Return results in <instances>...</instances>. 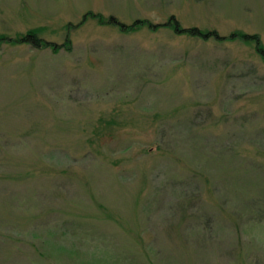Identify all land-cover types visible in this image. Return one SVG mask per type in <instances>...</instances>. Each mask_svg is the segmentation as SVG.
Segmentation results:
<instances>
[{
	"label": "rangeland",
	"instance_id": "rangeland-1",
	"mask_svg": "<svg viewBox=\"0 0 264 264\" xmlns=\"http://www.w3.org/2000/svg\"><path fill=\"white\" fill-rule=\"evenodd\" d=\"M88 12L142 24L122 33L82 22ZM171 18L264 46V0H0V36L35 29L60 44L78 26L70 52L0 47V264H129L121 255L149 236L157 264H245L238 245L264 264V218L250 227L230 210L249 212L264 191L244 189L263 180L247 164L264 168V63L239 41L176 34ZM27 191L42 204L26 215ZM183 198L205 210L198 234L174 226ZM187 233L195 249L176 242Z\"/></svg>",
	"mask_w": 264,
	"mask_h": 264
},
{
	"label": "trees",
	"instance_id": "trees-1",
	"mask_svg": "<svg viewBox=\"0 0 264 264\" xmlns=\"http://www.w3.org/2000/svg\"><path fill=\"white\" fill-rule=\"evenodd\" d=\"M93 19L96 20L98 24L100 25H110V26H114L117 27L119 29L120 32L122 33H126L130 30H134L136 27L138 28V25H141L142 22L140 21H136L134 23H132L130 26H126L125 24L119 23V21L115 18V17H108V18H104L102 15L100 14H94L92 12H88L84 15V17L82 18V22H84L87 19ZM145 25V22H143ZM167 23H172L173 25V30L175 31L176 34H183L186 35L188 37L191 38H195V39H203V40H213L215 42H224V41H230V42H235V41H239L241 43H243L244 45H248L250 47L253 48L254 53L260 58V60L264 63V46H262L260 39L258 37V35L256 34H247V33H242V32H233L231 34H229L227 37H222L220 36L216 31H202V30H198L196 28H191V29H182L181 26H179L177 24V21L174 20L173 18H171ZM77 25H72L69 24L68 26H66V34L65 37L62 41V43H56V42H51L47 39H44L41 34H40V30H30L28 32H26L25 34H21V35H17L15 37H7V36H0V47L2 45H9L11 47H16V46H20V45H27L30 46L32 49L36 50L37 52H43L46 50H49L51 52H53V54H58L61 51H65V52H70L72 49V44H71V40L69 38V32L71 30V28H77ZM149 27L153 28V26H151V24H148ZM136 28V29H137ZM263 152V151H261ZM258 155L260 154L259 152L257 153ZM254 162H252V164H247V166L249 168H251V170H261L262 172H259L263 174V180L260 182V180H254L252 181L251 184L246 183V186L244 187V189L247 191L249 186L251 185V187H256L257 185L263 184L264 181V168L259 167L258 165L255 167L253 165ZM253 165V167H252ZM197 167V170H195V173L198 174L199 178H203L201 175H206L208 181L206 180V183H210L212 186L213 184L211 182H218L219 184H221V186L223 185V183H221L219 181V178L216 179V174L209 172L210 170H208L207 168L204 167L203 170V165H195ZM199 169V170H198ZM190 172V171H189ZM4 175L0 176V193H3V189H4V185L6 183L5 181V177H3ZM197 176V175H196ZM211 180V181H210ZM217 188V187H216ZM218 190V188H217ZM28 192V191H27ZM24 193V198L20 196V199L22 201H18V205L24 206V210L26 215L30 214L32 211H34L38 205H41L42 202L39 201L38 199L41 197L36 196V194L32 193L31 195H28L31 192L28 193ZM256 195L258 196V201H254V203H256V208L251 209L249 212L247 211L246 213L243 214H239V212H237L236 210L232 211V207H231V216L234 218V221H239V220H248L246 223V226L250 223V227H258L261 226L263 224V218H264V191L261 194L256 193ZM227 196V195H226ZM31 197L30 201H23L24 199H27ZM35 198V200H34ZM43 199V198H42ZM200 199H198L196 201V204L198 203ZM17 201V200H16ZM39 201V202H38ZM195 202V199H192L189 201V199H187L185 201V198H183L182 200V204L180 206L175 207V209H173L170 213V215H172V217L175 219L174 221V226L178 225L180 226V229L185 231L189 230L190 233H196L198 234L196 231L198 230L197 227H195L194 223V219L199 218L201 216L197 215V211L199 210L202 211L203 209H197L196 206H191L192 203ZM14 203V202H13ZM43 207H45V205H43ZM104 207V205H103ZM196 214H195V212ZM205 210H203V214H205L204 212ZM190 212H194V214H191V216L189 215ZM243 215V216H242ZM199 216V217H198ZM245 218V219H244ZM178 219V220H177ZM185 220V221H184ZM184 221V222H182ZM169 222V221H168ZM171 222V219H170ZM68 224L67 228L69 229V226H71V224L69 223V221L65 222ZM244 224V223H243ZM146 225V232L148 235H150L151 233V229L150 226H148V221L145 222ZM232 226H234V228L236 229V231L238 232V224H232ZM248 226V227H249ZM72 228L74 229V226L72 225ZM209 227L206 226V229H208ZM76 229V228H75ZM74 229V231H75ZM199 231V230H198ZM186 232V231H185ZM210 232V231H209ZM188 234V233H187ZM150 237L149 236V241L146 243V245L144 246V250L142 252L139 253V250L136 243L132 242L133 247L136 249V252H125L121 255V257H127L129 264H157L155 263V261L153 260L155 256H152L154 250L152 251V248L149 245L150 242ZM189 234L187 235V237L185 239L181 238L179 241L176 240V242H180L182 245V247H186L188 249L191 248H196L198 247L201 242H198L199 244H192L191 242H189L190 240L188 239ZM168 239L170 240L171 238L168 236ZM242 245H238L237 247V252L234 251V255H236L237 260L235 261L236 263H238V261H240L239 259H242L243 262L245 264H263V261L260 262L258 259L256 263H251L250 262V258L248 257L247 253L243 250V252L241 251V249L243 247H241ZM54 248V247H53ZM244 249V248H243ZM201 250L203 251H208L209 249L206 247H202ZM101 251V249H100ZM40 252V251H39ZM38 252V253H39ZM40 253H43L45 256H47L48 258H54L56 257V249H48V248H44V250H42ZM49 254V255H48ZM199 255V254H198ZM242 255V257H241ZM108 255H104V256H99L100 257V261L101 264H119L121 260H117V258L115 257L114 260H111L110 258H108ZM111 257V256H109ZM97 258V256H96ZM33 260V259H32ZM49 261V260H47ZM119 261V263H118ZM50 262V261H49ZM162 262H159V264H161ZM121 264V263H120ZM166 264H177V262L175 260H167ZM238 264H241V262H239Z\"/></svg>",
	"mask_w": 264,
	"mask_h": 264
}]
</instances>
